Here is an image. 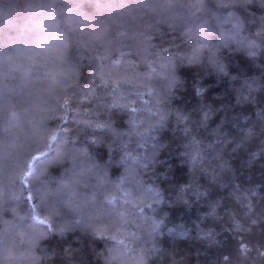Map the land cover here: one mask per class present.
<instances>
[{
    "label": "clouds",
    "instance_id": "9594fccd",
    "mask_svg": "<svg viewBox=\"0 0 264 264\" xmlns=\"http://www.w3.org/2000/svg\"><path fill=\"white\" fill-rule=\"evenodd\" d=\"M187 7L24 0L15 34L0 25V264H142L133 245L165 198L138 149L172 114L181 70L220 64Z\"/></svg>",
    "mask_w": 264,
    "mask_h": 264
},
{
    "label": "trees",
    "instance_id": "16d2710c",
    "mask_svg": "<svg viewBox=\"0 0 264 264\" xmlns=\"http://www.w3.org/2000/svg\"><path fill=\"white\" fill-rule=\"evenodd\" d=\"M12 2L7 17L0 11L9 34L25 18L24 0ZM179 3L188 19L187 6L202 8L220 64L181 70L172 114L138 149L145 186L165 203L132 254L142 264H264V0Z\"/></svg>",
    "mask_w": 264,
    "mask_h": 264
},
{
    "label": "snow or ice",
    "instance_id": "6c2138e0",
    "mask_svg": "<svg viewBox=\"0 0 264 264\" xmlns=\"http://www.w3.org/2000/svg\"><path fill=\"white\" fill-rule=\"evenodd\" d=\"M98 234H102V233H98Z\"/></svg>",
    "mask_w": 264,
    "mask_h": 264
}]
</instances>
